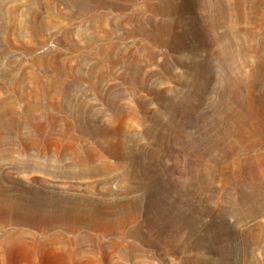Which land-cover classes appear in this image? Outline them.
I'll use <instances>...</instances> for the list:
<instances>
[{
	"label": "rangeland",
	"instance_id": "rangeland-1",
	"mask_svg": "<svg viewBox=\"0 0 264 264\" xmlns=\"http://www.w3.org/2000/svg\"><path fill=\"white\" fill-rule=\"evenodd\" d=\"M262 103L264 0H0V131L25 151L0 155V174L21 188L75 187L86 209L126 220L97 238L80 229L73 258L4 241L19 228L37 239L55 229L0 225V264H264V193L254 192L264 188V126L247 123ZM49 115L110 128L125 159L78 173L52 154L69 140L40 136ZM25 165L34 170H16ZM58 192L61 206L75 190Z\"/></svg>",
	"mask_w": 264,
	"mask_h": 264
},
{
	"label": "bare ground",
	"instance_id": "bare-ground-1",
	"mask_svg": "<svg viewBox=\"0 0 264 264\" xmlns=\"http://www.w3.org/2000/svg\"><path fill=\"white\" fill-rule=\"evenodd\" d=\"M217 1H219V0H217ZM207 2H208V0H207ZM235 4H236V2H235ZM217 6H219V5H217ZM224 15H225V13H224ZM224 20H225V18H224ZM218 22H219V20H218ZM60 104H59V106H60ZM262 104H264V103H262ZM69 106H70V104H69ZM65 107H66V105H65ZM251 107L252 106H250L248 108H251ZM253 108H254V103H253ZM255 109L256 110L251 109V111H250V117L248 119L249 122H247L246 120L245 121L247 123H249L250 125L261 123L264 126V113H262L264 111L263 110L264 106H259ZM41 111H43V110H41ZM49 111H50V109H49ZM64 111H61V112H64ZM70 111L72 112V110H70ZM80 112H81V110H80ZM80 115L82 116V114H80ZM41 116L44 117V114ZM41 116H39V117H41ZM70 116H68V117H70ZM241 116H243V114ZM33 117H35V116H33ZM51 117L52 116H50L49 118H51ZM62 117H64V116H62ZM73 117H75V116L73 115ZM45 119H46V117H45ZM66 119H67V117H64L63 119L60 118V120H54L53 118H51L48 121L49 124L47 123L45 125L46 127H44L43 129L41 128V130L39 129L40 130V136H48L49 135L52 138V135H54V136L58 137L59 139L62 138V139L69 140L70 141L69 145L65 146V148L62 150L61 149L57 150L58 147L54 145V148H56V149L52 154H54L59 159L62 158L64 160L65 159L71 160L72 162L70 164H72V168L76 169L78 171V173H80V174L81 173L93 174V173L99 172L101 169L106 170V169L116 168L115 166H117L118 164L111 165V164H108L105 162L104 159L108 156H114L119 161L125 159V156L123 154H120V153L113 151V149H115L119 146L118 142L121 141L122 139L117 137L118 135L115 134L114 131H112L110 128L109 129L108 128L107 129H100V128L99 129H97V128L92 129V127L91 128L89 127L90 125L88 126L86 123L80 122L81 121V120H79L80 118H73V120H75V124L73 122L74 125H71V124H69V122H67ZM71 120H72V117H71ZM60 121H63V128L61 127L59 130L58 129L53 130L52 128H49V127H52L53 125L56 126V124H59L58 122H60ZM239 123L242 125V121H240ZM247 123H246V126H247ZM34 124H36V122ZM39 124H40V122H39ZM262 125H260V126H262ZM255 126H257V125H255ZM10 130H11V128H10ZM256 131H254V133H256ZM8 132L13 133V130L12 131H9V130L5 131V130L1 129V131H0V144H1L0 146L3 149V150H1L0 155H7V156L11 157L14 154H23V152H25V151L23 149H21L19 146L16 145L15 147H13V145L15 144L14 141L11 140V141L5 142L4 134L6 135V133H8ZM84 137H86V138L87 137L100 138V139H102V144H98L95 147H90V146L78 144L75 142V141L81 140ZM38 138H39V136H38ZM114 140L116 141L115 143H113ZM119 147H122V146L120 145ZM44 150H46V149H44ZM95 162H100L101 166L100 167L95 166L93 164ZM66 168H67V170L62 171L60 174V176L63 178H65V177L68 178V176H70L72 173V172L68 171L69 170L68 166H66ZM16 170H18V171L19 170L33 171L34 167L31 165H25V166H23V168L16 167ZM262 170L264 172V168ZM140 173H141V171H140ZM8 175L9 174H0V225L10 224L11 226L12 225L27 226V227L34 229L36 232L37 231L40 232V234H46L51 229H55L56 231L49 233L47 236L46 235L43 236V238H41V239H37L33 233H31L29 231H24L23 229L20 230V228L16 229V231L12 230L13 232L7 231V233L4 236L5 244L6 243L7 244L8 243H21V242H26V240H30L31 243H34L36 245H40V244L48 245V247L51 250L52 249H59L60 251L61 250L65 251L68 253V255L70 257L73 258L75 256L76 251H77V253L81 251V250H76V247L78 245H80V243H81L79 241L81 239L80 238L78 239V237L82 238V236H79L80 234L78 233V231L80 229L83 228L86 232L85 234L83 233V237L84 236L88 237L90 235H93V237L95 236L97 238V236L103 235L104 233H110V234L115 233L116 234V232H115L117 230L116 228H118L120 230L124 227V223L126 224V220H123V218L122 219L119 218L120 215L117 216V213H114V211L112 212V211L108 210L107 208H104L103 204H102L103 207L95 208L96 206L95 207L91 206L92 208L86 209L85 205L83 204V201L85 198H87V195H85V194L80 195V193H79L80 191H78V189H76L75 187H71V186L59 187L58 186L59 187L58 191H60V192L54 191L53 189H52L53 191H44V190L42 191L39 189L24 188L23 186H22L23 188H21L22 184L20 185L18 181L14 180V178L9 177ZM138 175H139V173H138ZM77 188H79V187H77ZM67 190H71V191L75 190V192H73L71 195L65 196V198L63 197L62 198L63 204L61 206H57V205L52 203L53 198H55V195L57 194V192L58 193H64ZM79 190H80V188H79ZM90 190H91V188H85L84 191H85V193H88V192H90ZM127 191H129V190H127ZM251 191L253 192V190H251ZM94 192H95V190H94ZM94 192H92V193H94ZM252 192L250 194H252ZM254 192L264 193V188H260V186L257 184L255 186ZM108 194H110V193L107 192V195ZM104 198H106V196ZM119 200H121V198ZM259 201L260 200L258 199V202ZM85 202H87V201H85ZM260 203H261V201H260ZM263 203H264V199H263ZM115 205L116 204H114V206ZM116 206H118V205H116ZM255 206H256V204H255ZM262 206H263V204H262ZM107 207H109V206H107ZM116 212H118V211L116 210ZM130 217H131V215H130ZM125 218H126V216H125ZM132 219H134V218L132 217ZM58 228H60V230H57ZM119 230H118V232H119ZM65 234H70L72 236V238H70L68 240H57V239H61L59 237H62L61 235H65ZM93 237H92V239H93ZM89 239H90V237H89ZM54 245H56L57 248L54 247ZM50 253L52 254V252H50ZM19 256L22 257L23 254H19ZM48 256H50V255H48ZM20 258H18V259H20ZM51 259L52 260H48V261L45 260L47 262L46 263L43 262V263L44 264H53L52 261L53 262L54 261L55 262H57V261L66 262L67 261V259L63 260L62 256L61 257L53 256V257H51ZM69 260H70V258H69Z\"/></svg>",
	"mask_w": 264,
	"mask_h": 264
}]
</instances>
